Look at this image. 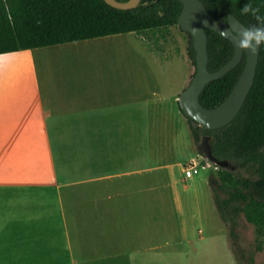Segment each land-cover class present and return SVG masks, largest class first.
Masks as SVG:
<instances>
[{
  "label": "crops",
  "instance_id": "1",
  "mask_svg": "<svg viewBox=\"0 0 264 264\" xmlns=\"http://www.w3.org/2000/svg\"><path fill=\"white\" fill-rule=\"evenodd\" d=\"M181 31L187 69L170 98L176 104L193 74L191 36ZM128 33L137 32L0 54V264H186L190 257L192 231L178 215L195 176L185 178L183 166L197 159L158 161L152 146V136L164 134L163 149L173 151V107L145 98L133 79L138 69L120 62H46L56 49ZM166 35L154 48L176 44ZM206 191L205 210L218 221Z\"/></svg>",
  "mask_w": 264,
  "mask_h": 264
},
{
  "label": "trees",
  "instance_id": "2",
  "mask_svg": "<svg viewBox=\"0 0 264 264\" xmlns=\"http://www.w3.org/2000/svg\"><path fill=\"white\" fill-rule=\"evenodd\" d=\"M200 1L215 19L226 21L231 13L246 27L256 23L251 15L240 14L247 0ZM253 6L259 7L264 15V0H253ZM181 8L179 0H139L130 9L111 7L104 0H0V54L110 34L152 31L169 25L182 30L177 24ZM205 33L207 69L213 72L232 57L234 48L219 33L207 28ZM189 44L188 55L195 65L192 38ZM244 63L243 55L233 69L208 82L199 96L201 105L206 108L218 105L234 86ZM177 107L180 110L178 102ZM184 117L193 140L198 143L208 135L212 155L226 162V168L215 165L212 195L230 240L236 238L242 215L263 233L264 45L259 49L253 84L229 123L204 130L193 119Z\"/></svg>",
  "mask_w": 264,
  "mask_h": 264
},
{
  "label": "rangeland",
  "instance_id": "3",
  "mask_svg": "<svg viewBox=\"0 0 264 264\" xmlns=\"http://www.w3.org/2000/svg\"><path fill=\"white\" fill-rule=\"evenodd\" d=\"M155 32H157L156 37H154ZM178 32L182 31L177 26L172 25L160 27L155 31L137 32L135 33L136 36L134 33L121 34L113 42L95 45L79 44V46L74 45L72 48L56 49L58 51L53 56H47L46 62L49 61L55 65L79 66L83 64L113 65L120 62L128 65V69L131 67L138 69L134 72L136 76L133 79L139 83L142 82L145 98H152L155 101L158 97L159 102H165L163 103L164 107L169 106L170 109L173 107L175 115L176 131L172 143L173 151L166 152L163 149L166 135L157 136L154 134L152 136L154 158H159L158 161L176 159L180 164H183L192 155L196 157L197 161H200V164L205 165L199 174L186 182L188 188L183 189L185 196L182 195L181 200V207H186L178 215L182 221L184 220L189 225L192 231L193 243L186 264H264V232L260 233L257 227L248 222L242 215L236 229V238L231 241L226 227L221 226L220 219L218 221L216 219L215 222L211 221L213 218L211 210H205V192L206 195L208 194L206 190L212 193V189L215 187L216 167L198 152L197 144L200 141L196 143L193 140L186 118L185 121L182 120L184 115L178 109L176 102L170 100L173 95L179 92L183 74L187 69L183 61L184 54L182 44L179 43ZM168 33L170 35L168 41H173L176 44L170 49L154 48H161ZM122 73L125 74L126 72ZM127 73L131 74L133 71ZM152 89L158 90L157 96L150 93ZM166 122L169 124L167 120ZM145 142H147L146 139ZM192 192H197L199 196L196 198ZM175 205L178 206L179 201ZM214 212L218 218L215 207ZM199 229H201L200 233L198 232ZM200 236L206 239L203 238L204 240L199 241ZM209 237H212L213 241L211 238L208 239Z\"/></svg>",
  "mask_w": 264,
  "mask_h": 264
},
{
  "label": "water",
  "instance_id": "4",
  "mask_svg": "<svg viewBox=\"0 0 264 264\" xmlns=\"http://www.w3.org/2000/svg\"><path fill=\"white\" fill-rule=\"evenodd\" d=\"M105 3L117 9H130L137 5L139 0H104ZM182 3L177 18L179 27L192 38V47L195 53L194 75L185 89L180 93L178 106L182 114L193 119L202 129H216L229 123L242 107L255 76L260 46L255 53L235 46V39L229 34V40L234 48L232 57L219 69L210 72L207 69V36L205 28L220 34V30L228 27V18L237 30L246 27L231 13L226 21L212 17L200 0H179ZM245 56L243 69L227 96L215 107L206 108L199 102V96L212 80H216L233 69ZM197 150L209 162L226 168V162L217 160L211 152L210 137L204 135L197 144Z\"/></svg>",
  "mask_w": 264,
  "mask_h": 264
},
{
  "label": "clouds",
  "instance_id": "5",
  "mask_svg": "<svg viewBox=\"0 0 264 264\" xmlns=\"http://www.w3.org/2000/svg\"><path fill=\"white\" fill-rule=\"evenodd\" d=\"M240 14L251 15L256 23L237 30L231 25L228 18V27L220 30V35L222 38H229V34H231V37L235 39L236 47L255 53L259 46L264 45V15L260 13L259 7L253 6V0H247L243 4Z\"/></svg>",
  "mask_w": 264,
  "mask_h": 264
},
{
  "label": "built area",
  "instance_id": "6",
  "mask_svg": "<svg viewBox=\"0 0 264 264\" xmlns=\"http://www.w3.org/2000/svg\"><path fill=\"white\" fill-rule=\"evenodd\" d=\"M204 168H205L204 164H200L196 160H191L186 165L183 166V176L185 178H191L194 175L199 174V172Z\"/></svg>",
  "mask_w": 264,
  "mask_h": 264
}]
</instances>
